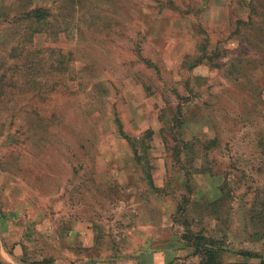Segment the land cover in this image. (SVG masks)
<instances>
[{
    "label": "rangeland",
    "instance_id": "374dc122",
    "mask_svg": "<svg viewBox=\"0 0 264 264\" xmlns=\"http://www.w3.org/2000/svg\"><path fill=\"white\" fill-rule=\"evenodd\" d=\"M262 259L264 0H0V264Z\"/></svg>",
    "mask_w": 264,
    "mask_h": 264
},
{
    "label": "trees",
    "instance_id": "16d2710c",
    "mask_svg": "<svg viewBox=\"0 0 264 264\" xmlns=\"http://www.w3.org/2000/svg\"><path fill=\"white\" fill-rule=\"evenodd\" d=\"M32 18H33V19L36 18L37 21H39V20L41 19L39 16H36V17L34 16V17H32ZM258 264H264V259H262V260L260 261V263H258Z\"/></svg>",
    "mask_w": 264,
    "mask_h": 264
},
{
    "label": "water",
    "instance_id": "95a60500",
    "mask_svg": "<svg viewBox=\"0 0 264 264\" xmlns=\"http://www.w3.org/2000/svg\"><path fill=\"white\" fill-rule=\"evenodd\" d=\"M1 264H3V263L1 262Z\"/></svg>",
    "mask_w": 264,
    "mask_h": 264
}]
</instances>
